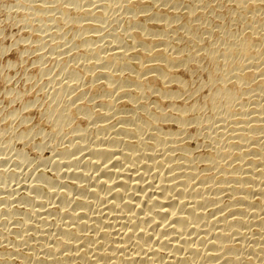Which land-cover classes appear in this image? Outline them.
<instances>
[{"label":"bare ground","instance_id":"6f19581e","mask_svg":"<svg viewBox=\"0 0 264 264\" xmlns=\"http://www.w3.org/2000/svg\"><path fill=\"white\" fill-rule=\"evenodd\" d=\"M14 1L0 264H264V0Z\"/></svg>","mask_w":264,"mask_h":264},{"label":"rangeland","instance_id":"374dc122","mask_svg":"<svg viewBox=\"0 0 264 264\" xmlns=\"http://www.w3.org/2000/svg\"><path fill=\"white\" fill-rule=\"evenodd\" d=\"M3 4L5 6H3ZM9 4H11L14 7L15 1L14 0L13 1L12 0H0V34H2V35H0V40H1V44H2L1 48L2 47L4 48V50L0 52V54H1L0 55V74H1L0 80H2V81H0V103H1L0 107L2 110H6L7 109L6 107H8L10 105L9 104L10 98L7 99L5 92H4V91H6L5 88L6 87L13 88L14 91H16V92L24 91V89L29 85L25 80L27 78L33 76V72H35V69H36L35 67H33L34 65L32 63H34V61L37 60L36 55H34V51L32 52V50H31L28 54H25V55H23V52H22L23 49L30 44V42H33L34 37H32V35L35 32H33L30 29L26 30V28H22L21 25H19V24L17 25L16 22H17L18 18H16V19L11 18L9 20L6 19L8 10H10L12 8V6ZM8 6H9V8H8ZM6 20H8V21H6ZM20 28L23 30H21ZM29 35H30L32 41L29 39L30 38ZM21 38H23V39L26 38L25 40L28 39V41H26V42H25V40H24V42L19 41V40H23ZM19 42H21V43H19ZM19 60L21 61L22 65L20 64ZM6 63H9L10 65H7ZM45 67L46 68H53L54 66L51 65L50 63H48L47 65H45ZM24 71H26V72L24 73ZM6 76H7V78H5ZM7 81H9V82H7ZM18 106H20L19 103H14V107H18ZM32 117H33L34 122H37L39 119V115L36 111H34L32 113ZM18 147H21V144ZM27 154L29 155V157L31 159H35L38 156L34 151H31L28 149H27ZM39 155H43L45 158H48V157H50V152L47 151V152H44L42 154L39 153ZM27 165L24 167V170H27L26 174H23L22 176H20L22 178V179L20 178L21 180H25L28 177L26 175L29 174L30 170H32V167L28 166V168H29L28 169ZM35 168H33L34 171H36L39 167L38 168L35 167ZM38 170L40 171V170H42V168L41 169L39 168ZM44 170L48 176L52 175L51 168H49V169L45 168ZM24 173H25V171H24ZM32 173L33 172H31V175H32ZM29 177H30V174H29ZM29 177L27 179H29Z\"/></svg>","mask_w":264,"mask_h":264}]
</instances>
